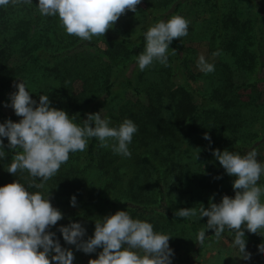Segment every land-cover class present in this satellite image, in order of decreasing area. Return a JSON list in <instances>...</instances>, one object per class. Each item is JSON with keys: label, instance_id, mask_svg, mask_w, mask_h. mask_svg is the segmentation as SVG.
Returning <instances> with one entry per match:
<instances>
[{"label": "trees", "instance_id": "1", "mask_svg": "<svg viewBox=\"0 0 264 264\" xmlns=\"http://www.w3.org/2000/svg\"><path fill=\"white\" fill-rule=\"evenodd\" d=\"M37 5L38 0H32V5L0 6V89L9 81L10 74L23 73L24 78L29 76V71L13 69L9 65L10 58L16 52L24 51L26 60L36 72L35 76L49 83L45 92L48 95L56 94L58 102L55 104L67 106L68 116L77 120L87 119V115L92 113L100 112L102 115V108L113 94L116 79L122 78L124 88L132 89L137 95L138 106H141L136 116L133 114L138 130L128 145L131 157H119L117 154L102 157L100 153L103 149L99 141L90 138L84 164L89 163L95 170L98 165L105 172L111 167L115 174L112 186L116 189V182L120 183L117 192L122 197L132 194L142 174L151 176V186L158 198L154 201L156 204L149 202V205L152 204L150 206L138 201L135 209L140 210L139 215L151 219L150 216L154 217L159 212L166 217L163 223L157 224L163 234L173 235L172 225L178 222L188 226L192 237L197 238L202 228L196 219L199 213L188 218L176 216L175 213L181 208L176 210L167 205L168 196L172 192L182 194V208L198 210L201 207L203 195L214 187L218 177L212 169L208 171L207 181L196 169L211 159V142L214 145L221 141L241 155L264 144V133L253 140L251 129L254 123L264 120V0H235L233 3L213 0L209 52H219L217 61L212 63L215 70L207 74L189 71L187 66L191 57H186L183 47L172 41L169 47L171 51L175 50V54L168 58L167 67L158 66L150 70V82L143 78L145 70L135 68L133 76L132 69L129 70L126 65L116 69L114 79H100V75L107 71L102 64L97 65L99 68L90 67L86 62H80L77 53L72 52L81 45H91L111 61V51L102 50L92 41L81 40L77 36H68L71 39L66 35L60 37L57 32L58 16L41 15ZM147 30V27L143 28L136 39L122 40V44L129 47L125 56L132 61L137 62L136 58L145 49L144 34ZM47 43L50 47L45 45ZM95 59L99 60L96 56ZM46 61L53 64L48 65ZM177 76L181 81L175 83ZM74 83L80 85L77 94L71 87ZM245 90L248 91L247 100L241 98V92ZM73 99L74 103L68 101ZM83 99L86 100L85 108L84 112H80L76 100ZM4 122L0 120V124ZM205 133L210 136L211 142L204 139ZM245 136L249 138L248 141ZM134 165L141 168L140 173L136 167L132 169ZM124 168L125 171L121 173ZM127 169L132 170L126 173ZM119 170L121 174L116 177ZM127 174L133 178L127 177V181H124ZM167 176L175 178V191L169 187L167 190ZM226 177L222 175L219 180ZM230 178L233 183L234 178ZM260 178L264 179V174ZM124 182H127L125 186ZM118 194L116 200L131 206ZM234 195L231 185L227 196ZM228 231L235 235V231ZM212 232L209 229L206 234ZM244 232L246 242L264 245L263 240L252 237L245 229ZM189 258L188 255V264H193Z\"/></svg>", "mask_w": 264, "mask_h": 264}, {"label": "clouds", "instance_id": "2", "mask_svg": "<svg viewBox=\"0 0 264 264\" xmlns=\"http://www.w3.org/2000/svg\"><path fill=\"white\" fill-rule=\"evenodd\" d=\"M141 0H38L36 6L43 16H58L68 35L91 41L93 36H103L113 27L126 10L136 12ZM32 5V0H0V6ZM189 21L173 15L166 22L159 21L145 32V49L137 59L143 71L154 61L168 66V49L173 39L188 34ZM175 50H173V55ZM214 57L219 52L212 54ZM198 68L205 74L215 70L203 55L198 59ZM17 89L10 95V106L19 122L10 119L0 124V137H6L7 147L14 151L7 172L15 175L26 170L40 183L28 187L43 188L57 174L69 154L86 150L89 139L96 138L99 146L111 149L124 157H131L128 145L132 142L137 125L124 119L118 127H110L108 118L100 112L87 115L83 124H77L68 114L50 107L48 95L39 96V104L30 97L23 82L15 84ZM9 106V105H5ZM204 139L211 142L205 133ZM115 141L109 144V141ZM3 141L0 140V158H5ZM19 149V151H15ZM226 174L233 177L234 197L224 195L219 203H210L195 208H181L175 215L181 218L207 217V223L197 234V242L203 245L207 230H212L217 240L227 228L235 231L233 246L240 257L248 260L245 232L264 236V187L258 181L264 174V164L257 160L255 149L244 155L228 150H212ZM220 177H217L219 179ZM70 204L76 206L73 196ZM62 219V213L54 208L41 192L30 193L19 181L0 186V264H72L74 256L69 249L62 248L54 239L55 233L47 231ZM59 231L64 241L75 245L77 250L93 253L102 251L88 264H171L173 250L169 247L171 236L154 231L146 221L133 219L126 211H116L95 222L94 235L83 240L85 228L80 223L62 226ZM264 253V245L258 246ZM54 253V254H53Z\"/></svg>", "mask_w": 264, "mask_h": 264}, {"label": "rangeland", "instance_id": "3", "mask_svg": "<svg viewBox=\"0 0 264 264\" xmlns=\"http://www.w3.org/2000/svg\"><path fill=\"white\" fill-rule=\"evenodd\" d=\"M212 1L213 0H141L140 4L136 6L135 13L126 10V12L118 18L113 27L107 30L103 36H93L91 39L100 49L111 51V61L91 45H81L75 48L72 54L76 52L77 59L82 63L86 62L90 67H98L97 65L102 64V67L106 68L107 71L103 75H100L102 77L100 79H114L117 74L116 69L122 65H126L129 70L132 69V75L134 76V69L139 67L137 62L125 56V52L129 47L122 44V40L136 39L142 33L143 28H149L159 21L166 22L173 15H180L190 22L188 34L180 39H173V41L183 47L184 54H187L186 57H191L187 66L188 70L193 73L202 72L198 68V59L201 55L205 57L208 63L217 61V57H214L209 52L211 47L209 33L213 16ZM224 1L233 3L235 0H219L220 3ZM152 13H155V15H152ZM58 21L57 32L60 37L66 35L65 37L68 39H71L68 36L74 38V35H68L66 33L59 19ZM61 43L64 44L63 42ZM45 45L50 47L49 43ZM172 53L173 51H171L169 47L168 58L172 56ZM95 56L99 58V60H94ZM46 62L48 65L53 64V62L50 61ZM71 63L72 61L69 62V64ZM9 65L13 69L22 68L30 72L27 78L22 77L23 73L15 75L10 74V78H8L9 81L5 82L0 89V120L6 121L10 119L12 122H19L21 117H18L10 106V95L17 90L15 84L23 82L26 85V90L30 93V97L36 101L38 105L39 96L48 95L45 91L49 83L46 80L40 79L39 76H35L36 72L31 68L30 62L26 60L24 51H22V53L16 52L10 58ZM158 66L163 65L158 61H154L152 65L144 69L145 71L142 75L145 81H151L152 73L150 70L152 68L156 69ZM97 71L99 72L101 69H97ZM116 81V84L113 86V94L108 104L102 108L101 112V118H108L110 120V127L119 126L124 119H131L134 122L133 114L136 116V113L141 109V106H138L139 101L137 95L134 94L132 89L130 87L124 88L122 78H118ZM174 81L175 83L180 82V76L175 77ZM205 85H207V82H205ZM71 87L75 91V94H77L76 91L80 90V85L78 84L74 83ZM262 87H264V84ZM262 87H260V89H263ZM247 93V90L241 92V98L243 100H247ZM48 97L50 107L59 108V110H63L67 113V106L60 107L55 104L58 102L56 94L48 95ZM68 101L74 103V99ZM85 102L86 100L84 99L76 100L78 111L84 112ZM84 120L86 119L80 118L74 120V122L82 125ZM251 129L254 134L252 136L254 138L253 140H257L264 133V120L254 123ZM248 137H250L249 133ZM246 139L248 141L249 138L246 137ZM0 140L3 141V151L6 153L5 158H0V186L12 183L13 181H19L30 193L41 192L45 198L49 194L50 203L62 213V219L59 220L56 225L50 226L47 231L55 233L54 239L59 241L62 248L69 249L73 252L74 259L72 264H88L90 259H96L98 257V253L101 252L102 249L97 248L95 252L86 254L81 250H77L75 245L66 243L59 228L68 226L70 223H80L86 230L82 239L87 240L94 235L95 222L97 220L115 214L116 211H126L133 219L149 222L153 225L154 231L162 233L163 230L159 227L157 228V224L163 223L166 219L165 216H161V213L158 212L154 214V217L150 216L151 219H146L139 215L140 210L135 209L136 206L139 205L138 201H143L146 205H149V202L156 204L154 201H156L158 197L155 189L151 186V176L146 177L142 174L136 181L132 194L128 197H122L121 193L117 192L120 183L118 181L116 182V189L112 186L115 174L111 167H108L109 171L105 172V170L100 169L98 165L97 168L95 167V170L89 163L84 164L87 152L86 148L83 152L70 153L68 161L61 165L57 174L50 178L44 184L43 188L28 187L30 184L40 183L41 181L39 178L31 177L26 170H18L15 175L8 173V166L15 153H12V150L7 147L8 140L6 137H0ZM113 143H115V141H109L110 145ZM228 143L230 144V142ZM211 146L212 150L218 149L220 151L228 150L233 152L231 148H229V145L226 144L224 146L221 141H217L214 145H212L211 142ZM102 149L103 151L100 153L102 157L109 158V155L114 156L116 154L112 151L111 146ZM254 149L258 153V162L264 164V144ZM8 150L11 153L8 152ZM15 151H19V149ZM234 153H236V151H234ZM117 156L120 157L119 154H117ZM209 156L211 159L197 166L199 168L196 167L197 171L205 177L203 179L209 181L208 171L212 169L213 172L218 174V177L221 178L222 175H226L227 177L222 180L216 178L213 184L214 187L210 188L203 195L204 197L201 196L203 197L201 205L205 208H208L210 203H219L224 195H228L232 185L230 176L226 174L212 152ZM115 164L117 165L116 160ZM135 167L140 173L141 168L138 165H134L132 169ZM132 169H127L126 173H129ZM124 171L125 168L121 173ZM121 173L119 170L116 177ZM127 177L133 178L131 174H127L124 181H127ZM260 179L261 180L258 181V186L264 187V179ZM166 180L167 190L170 188L175 191V178L173 176H167ZM126 183L127 182H124V186ZM195 183H199V181H195ZM108 184H111V186L107 187ZM216 188H218V190H215ZM117 194L120 196L119 198L129 202L131 206L124 205L122 204L123 202L116 200L115 197ZM73 196L76 198V206L74 207L70 204V200ZM168 199L167 205L171 206L173 209L177 210L182 208L183 205L180 204L182 201V194L172 192L170 196H168ZM261 199L264 201V196H262ZM196 219L199 224H202L201 227L204 228L207 223V217L200 218L198 216ZM172 229L173 235L169 234V236H171L169 239V247L174 253L171 257V264H188V255L193 264H264V253L259 252V245H252L248 242H246V252L251 254V258L248 260L241 258L238 248L233 246L235 235L226 229L219 240L215 238L213 232L206 234L203 245H200L197 239L192 237L188 226L176 222L172 225ZM245 230L247 229L245 228ZM249 234L256 239L264 241V236L252 234L250 232ZM51 264H55V262L52 261Z\"/></svg>", "mask_w": 264, "mask_h": 264}]
</instances>
